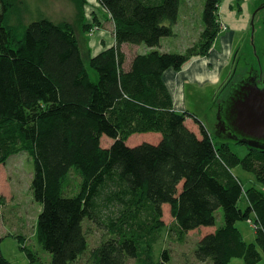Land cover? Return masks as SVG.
Instances as JSON below:
<instances>
[{"label": "trees", "instance_id": "obj_1", "mask_svg": "<svg viewBox=\"0 0 264 264\" xmlns=\"http://www.w3.org/2000/svg\"><path fill=\"white\" fill-rule=\"evenodd\" d=\"M98 1L115 25V45L91 58L95 82L71 25L41 17L18 36L8 24L11 3L0 0V169L23 152L33 160L31 195L42 207L36 236L49 256L40 264H75L83 256L90 264H168V252L153 260L155 235L166 230L185 244L206 227L212 231L198 241L196 260L184 264L260 263L264 146L232 136L247 148L242 157L231 144H217L193 114L175 109L164 81L168 70L210 53L222 30L220 0H206L199 41L182 53L159 48L175 35L183 0ZM125 45L148 51L128 55ZM231 86L226 81L220 93ZM137 134L160 140L130 143ZM237 168L255 181L246 185ZM240 221L254 224L255 243L245 241ZM92 227L102 232L95 247ZM26 252L37 264L39 255ZM0 264L12 263L1 253Z\"/></svg>", "mask_w": 264, "mask_h": 264}, {"label": "rangeland", "instance_id": "obj_2", "mask_svg": "<svg viewBox=\"0 0 264 264\" xmlns=\"http://www.w3.org/2000/svg\"><path fill=\"white\" fill-rule=\"evenodd\" d=\"M8 1L11 3L8 24L18 36L23 34L24 29L31 20L41 17L48 18L55 23L71 25L77 35L92 79L95 82L98 81L97 73L90 68V60L99 50L110 47V44L115 45L112 44L115 41V25L100 6L98 0ZM205 2L206 0H183V12L186 6L190 5L194 15L197 16L203 12ZM263 5L264 0H220L219 2L218 14L221 21V32H242L244 28L246 31L243 43L240 34L236 38V43L240 42L235 51L237 54L235 57L236 63L234 60L227 75L230 78L234 77L232 85L240 83L244 78H252L255 74L260 75L264 81V11L260 8ZM238 16L240 20H237ZM201 21L203 28V14ZM179 27V34L175 29L174 38L168 37L165 39L171 40V45H174L172 50L167 53H182L179 52L182 51L181 48L186 49V47L199 41L194 28H187L182 24ZM88 28L91 29L86 33ZM142 48H145V45L140 47L125 45L123 50L126 53L128 51V55H130L131 52H134L130 49L142 50ZM226 78L218 86H212V88L210 85H198L193 87L195 89L189 90V93L192 94L189 95L186 101L189 107L188 112L193 114L205 126L217 144L227 142L231 144L236 153L244 157L247 148L235 144L230 132L218 118L222 103L227 96L220 93L219 88L225 84ZM213 99L217 100V104ZM218 105L219 108H217ZM187 122H189L191 129L193 128L195 133H198L199 125L195 123V120L189 118ZM158 136V134H137L131 138L130 143L147 142L154 144L160 138ZM110 142L112 141L107 137L102 140L104 147H108ZM34 171L33 160L25 152L10 157L6 165L0 169V254L2 253L12 264L30 263L26 249L33 250L39 255L37 264L49 260L48 253L44 251L36 236L37 221L42 207L31 195ZM234 172L246 185L256 179L254 174L241 168L235 169ZM259 186L264 191V186ZM220 215L222 217V213ZM171 220L169 206H166L165 221L170 223ZM238 227L245 241L255 243L256 230L252 222L240 221ZM86 228H88V224H86ZM210 231L212 229L209 227L195 230L190 233L185 244H180L164 230L162 233L155 235V239L152 238L153 251L151 253L153 260H155V263H160L164 252H168L170 260L168 264H184L188 258L196 260L194 249H196L200 238ZM101 237L102 232L92 227L88 236L90 245L92 247L97 246L101 241ZM147 259L149 258L146 257L145 260ZM75 264L90 263L88 257L83 256ZM127 264L140 263L136 260H129ZM229 264H245V262L241 258H235ZM258 264H264V259Z\"/></svg>", "mask_w": 264, "mask_h": 264}, {"label": "crops", "instance_id": "obj_3", "mask_svg": "<svg viewBox=\"0 0 264 264\" xmlns=\"http://www.w3.org/2000/svg\"><path fill=\"white\" fill-rule=\"evenodd\" d=\"M202 14L203 12L195 16L190 5H187L186 9H184L183 12L181 3L179 19L175 27L177 33L179 34V26L180 24H182L187 28H194L198 34V38H200V35L203 31L201 21ZM237 20H240L239 16ZM239 34L242 36L243 43L244 36L246 35L245 28L242 32H221V34L218 36V39H216L215 45L207 56L193 59L182 71L168 70L164 74L165 84L171 93L174 107L178 112H188L189 107L186 101L188 100L189 95L192 94L189 93V90L195 89L193 88L194 86L197 87L198 85H210V87L212 88V86H218L222 82V80L227 77V75L229 74L230 65L233 64L234 60L236 63L235 57L237 54L235 53V51L240 44V42L236 43V38ZM165 39L167 38L162 39L161 47L159 48V50L164 53L171 51L174 46L171 45V40ZM112 44H115V41ZM110 47H112L111 44ZM110 47H105L99 50L96 55L101 53L104 49ZM189 47H186V49H188ZM186 49L181 48L182 51L179 52H185ZM142 50L143 52L148 51L146 47ZM228 78L229 77H227L226 80H228ZM213 101L217 104V101L215 99H213ZM158 137H160V135ZM159 140L160 138L158 139V141Z\"/></svg>", "mask_w": 264, "mask_h": 264}, {"label": "water", "instance_id": "obj_4", "mask_svg": "<svg viewBox=\"0 0 264 264\" xmlns=\"http://www.w3.org/2000/svg\"><path fill=\"white\" fill-rule=\"evenodd\" d=\"M219 117L238 140L264 146V81L260 75L231 86Z\"/></svg>", "mask_w": 264, "mask_h": 264}, {"label": "flooded vegetation", "instance_id": "obj_5", "mask_svg": "<svg viewBox=\"0 0 264 264\" xmlns=\"http://www.w3.org/2000/svg\"><path fill=\"white\" fill-rule=\"evenodd\" d=\"M233 78H234V77H231V78L229 77L227 81H228L230 84H233ZM244 79H245V78H244ZM262 79H263V78H262ZM223 95H225V93H224ZM216 99H217V98H216ZM216 99H215V100H216ZM216 101H217V100H216ZM217 108H219V105H218ZM219 112H220V111H219ZM219 115H220V114H219ZM219 115H218V118H220ZM220 122H222V121L220 120ZM222 125L225 127V125H224L223 122H222ZM221 127H222V126H221ZM225 128H226V127H225ZM226 129H227V128H226ZM227 130L230 132V136H231V137H232V135L234 136V134H233L229 129H227ZM231 134H232V135H231Z\"/></svg>", "mask_w": 264, "mask_h": 264}]
</instances>
